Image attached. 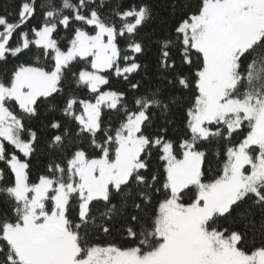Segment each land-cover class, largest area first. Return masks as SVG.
I'll list each match as a JSON object with an SVG mask.
<instances>
[{
    "label": "snow or ice",
    "instance_id": "obj_1",
    "mask_svg": "<svg viewBox=\"0 0 264 264\" xmlns=\"http://www.w3.org/2000/svg\"><path fill=\"white\" fill-rule=\"evenodd\" d=\"M167 6L0 13V264H264V0Z\"/></svg>",
    "mask_w": 264,
    "mask_h": 264
},
{
    "label": "trees",
    "instance_id": "obj_2",
    "mask_svg": "<svg viewBox=\"0 0 264 264\" xmlns=\"http://www.w3.org/2000/svg\"><path fill=\"white\" fill-rule=\"evenodd\" d=\"M24 2V0H0V13H3L5 11L10 12H18L19 6ZM39 3V0H38ZM150 3L153 5L155 12L158 14V16H167L170 12L168 5V0H150ZM40 19L39 14H37L34 18H32L28 24V27H31V25H35L37 21ZM155 26V22H153V25ZM25 30L24 26L21 27V31ZM35 56H36V50L33 48L32 52L25 51L24 55L20 56L19 59L11 58L9 57V66H11L14 63H23V62H31L35 63ZM139 76L132 77L133 81L139 79ZM112 86L120 88V89H126L128 85L121 80H117L113 78L112 80ZM132 93H129V98H131ZM179 117V114H177ZM108 117L106 116L105 119ZM177 123L179 124V118L177 119ZM219 148V145H213L212 146V158L215 160L217 159L214 155L215 151ZM0 168H4V164L0 163ZM43 171V161H37L33 159L31 171H30V180L35 181ZM6 179L10 178V174H6ZM103 239V238H102ZM110 239V238H108Z\"/></svg>",
    "mask_w": 264,
    "mask_h": 264
}]
</instances>
